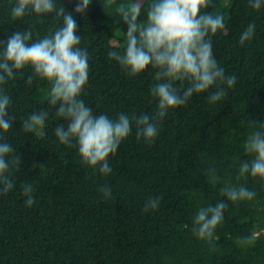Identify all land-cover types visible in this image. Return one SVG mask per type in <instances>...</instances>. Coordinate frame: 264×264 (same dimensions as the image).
<instances>
[{
  "label": "trees",
  "instance_id": "trees-1",
  "mask_svg": "<svg viewBox=\"0 0 264 264\" xmlns=\"http://www.w3.org/2000/svg\"><path fill=\"white\" fill-rule=\"evenodd\" d=\"M15 2L0 0V40L23 29L40 39L62 26L59 9L73 12L80 47L89 55L81 99L94 114L115 119L118 113L157 110L151 88L161 82L160 70L149 66L130 76L108 55L111 41H118L120 54L127 44L118 8L139 3V21H146L151 0H90L83 14L75 12L78 0H54L56 12L19 20L11 16ZM202 11L225 18V30L209 38L218 64L236 76L235 85H219L227 94L214 104L208 95L215 88L194 93L168 112L153 143L138 142L133 123L132 134L109 157L107 176L55 136L54 129L67 121L48 103L49 82L34 76L29 85L33 73L26 68L3 86L15 121L0 136L22 163L12 176L14 188L0 194V264H264V180L239 177L240 164L251 159L244 149L249 121L257 129L264 125V6L254 11L248 0H211ZM251 22L254 36L241 45ZM173 84L181 93L188 86L179 79ZM41 109L49 112L46 126L25 133L21 121ZM25 183L34 188L31 208L24 203ZM104 185L112 190L107 199L99 191ZM228 185H243L256 195L232 202L223 191ZM155 197L161 198L159 209L145 212L146 201ZM220 201L227 208L212 240L198 239L192 231L198 210Z\"/></svg>",
  "mask_w": 264,
  "mask_h": 264
},
{
  "label": "clouds",
  "instance_id": "clouds-1",
  "mask_svg": "<svg viewBox=\"0 0 264 264\" xmlns=\"http://www.w3.org/2000/svg\"><path fill=\"white\" fill-rule=\"evenodd\" d=\"M210 3L211 0H151L146 21H139V3L118 8L127 25V44L123 54L110 51L109 57L119 62L130 76L144 72L149 66L160 70L161 82L151 88V95L158 100L157 110L139 116L118 113L112 119L106 114L97 115L81 99L89 79V55L80 47L81 37L73 12L59 9L57 15L63 17L62 26L37 40H33L30 30L13 32L7 40H0V130L7 133L15 121V117L9 115L11 98L3 86L24 69L31 68L33 75H29L26 82L31 85L34 76L49 82L48 103L55 106L57 117L67 121L66 126L60 124L54 129L59 142L76 147L84 164L107 176L112 171L109 157L115 155L121 143L132 134L133 123L137 141L153 143L160 122L168 112L185 105L194 93L215 88L208 95L209 102L214 104L227 94L219 85L226 84L227 88L235 85L236 76L226 75L213 55L210 34L214 36L225 30L226 25L222 14L202 11ZM89 4L90 0H78L75 12L83 14ZM248 6L258 11L264 6V0H248ZM56 11L54 0H16L11 16L19 20L28 14L42 16ZM255 30V22L249 23L239 43L244 45L252 39ZM177 79L188 82L182 93L173 84ZM48 119L47 110L33 112L21 121L22 130L33 133L45 127ZM249 127L252 131L244 149L251 159L240 164L239 177L251 175L264 180V125L257 129L256 121L251 120ZM21 163V156L0 136V194L6 195L14 188L12 176ZM44 167V164L39 166L42 171ZM99 191L107 199L112 190L104 185ZM223 191L232 202L252 200L256 195L243 185H228ZM22 193L26 197L25 205L33 207L36 203L33 185L23 184ZM160 199H148L144 211L159 209ZM226 208L223 201L200 208L194 217V235L211 241Z\"/></svg>",
  "mask_w": 264,
  "mask_h": 264
},
{
  "label": "rangeland",
  "instance_id": "rangeland-1",
  "mask_svg": "<svg viewBox=\"0 0 264 264\" xmlns=\"http://www.w3.org/2000/svg\"><path fill=\"white\" fill-rule=\"evenodd\" d=\"M117 45H118V41H111L110 46H109V52L110 51H116ZM39 130H40V128H39ZM258 233H259V231L256 232V234H258Z\"/></svg>",
  "mask_w": 264,
  "mask_h": 264
}]
</instances>
